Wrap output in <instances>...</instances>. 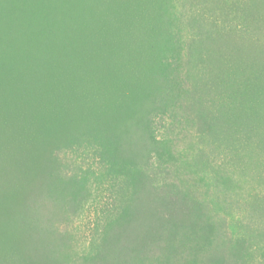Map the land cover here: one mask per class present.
Masks as SVG:
<instances>
[{"label": "rangeland", "instance_id": "rangeland-1", "mask_svg": "<svg viewBox=\"0 0 264 264\" xmlns=\"http://www.w3.org/2000/svg\"><path fill=\"white\" fill-rule=\"evenodd\" d=\"M67 1L0 58V264H264V0Z\"/></svg>", "mask_w": 264, "mask_h": 264}, {"label": "trees", "instance_id": "trees-1", "mask_svg": "<svg viewBox=\"0 0 264 264\" xmlns=\"http://www.w3.org/2000/svg\"><path fill=\"white\" fill-rule=\"evenodd\" d=\"M74 6L67 0H9L7 4L5 3L2 7L4 8V11L0 12V58L2 57L6 59L15 54L17 55L20 53L24 54L26 52L29 53L39 51L40 47H37V45L34 46V44L30 42V39L35 40L36 37L60 38V35L63 33V29L65 30V32H67L66 26L68 20H72L74 17H76V15L78 14L77 11L81 7V5L79 4V8H75V10L72 11ZM40 10L43 18L45 19L43 23H39L41 22V18L37 16ZM84 10L85 9L82 7L79 13L78 21L83 16ZM29 17H36V22L40 24L41 27L45 26V30H41V36L39 35V33L37 34L36 32H34L32 24L29 25ZM63 17L66 22H62L59 20H49V18L62 19ZM64 23L65 26L63 28L62 24ZM77 25L78 24H76V26ZM8 41H12L13 43L17 42V50L6 48L5 46H9ZM57 48L58 46H55L53 48L55 54L57 52ZM26 78L28 77L26 76ZM11 79H13V77L11 76L10 72L8 77L6 79H3V70L0 68V97L4 98L5 94L3 90H5L10 82L15 81L14 79L13 81H11ZM0 109L4 110L3 108ZM175 193L167 201H165V199L163 198L152 197L154 201V207L160 210L162 209V207L166 208L167 210H169V216L172 219L177 217V215L173 211V206L176 203L177 198V194ZM143 203H145V201L142 202L141 205ZM146 205L150 206L149 203H146ZM160 210L159 213L162 214L161 211H163V209L161 211ZM160 216L162 218H165L163 214Z\"/></svg>", "mask_w": 264, "mask_h": 264}]
</instances>
